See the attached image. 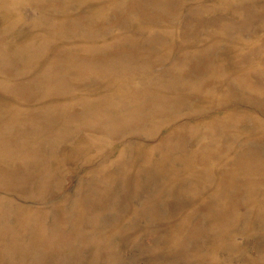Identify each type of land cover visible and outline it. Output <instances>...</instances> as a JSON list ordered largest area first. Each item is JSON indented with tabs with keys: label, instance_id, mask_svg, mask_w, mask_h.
<instances>
[{
	"label": "rangeland",
	"instance_id": "374dc122",
	"mask_svg": "<svg viewBox=\"0 0 264 264\" xmlns=\"http://www.w3.org/2000/svg\"><path fill=\"white\" fill-rule=\"evenodd\" d=\"M0 264H264V0H0Z\"/></svg>",
	"mask_w": 264,
	"mask_h": 264
},
{
	"label": "bare ground",
	"instance_id": "6f19581e",
	"mask_svg": "<svg viewBox=\"0 0 264 264\" xmlns=\"http://www.w3.org/2000/svg\"><path fill=\"white\" fill-rule=\"evenodd\" d=\"M1 250V249H0Z\"/></svg>",
	"mask_w": 264,
	"mask_h": 264
}]
</instances>
